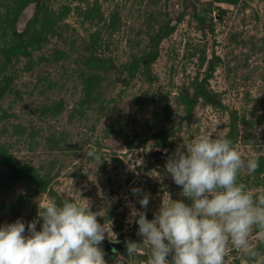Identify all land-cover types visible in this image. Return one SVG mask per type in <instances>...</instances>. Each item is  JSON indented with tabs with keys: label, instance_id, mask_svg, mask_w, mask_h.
I'll list each match as a JSON object with an SVG mask.
<instances>
[{
	"label": "rangeland",
	"instance_id": "1",
	"mask_svg": "<svg viewBox=\"0 0 264 264\" xmlns=\"http://www.w3.org/2000/svg\"><path fill=\"white\" fill-rule=\"evenodd\" d=\"M197 80L219 104L199 97L187 112ZM213 131L258 160L238 178L264 188V0H0V147L47 186L0 156V225L39 221L50 191L86 198L109 224L107 264H147L131 210L152 220L163 197L187 203L166 161ZM225 264L243 258L231 250Z\"/></svg>",
	"mask_w": 264,
	"mask_h": 264
},
{
	"label": "clouds",
	"instance_id": "2",
	"mask_svg": "<svg viewBox=\"0 0 264 264\" xmlns=\"http://www.w3.org/2000/svg\"><path fill=\"white\" fill-rule=\"evenodd\" d=\"M87 154L101 162L95 150ZM258 167L257 159L244 158L217 131L178 147L165 170L188 202L163 197L152 220L135 208L130 213L150 250L147 264H225L231 250L243 264H264L259 251L264 246V188L249 189L238 178ZM132 194L147 207L149 194L140 189ZM37 205L40 219L29 221L27 229L19 219L0 225V264H107L100 245L109 224L98 223L88 199L65 198L59 204L47 199ZM137 246L126 243L129 256Z\"/></svg>",
	"mask_w": 264,
	"mask_h": 264
},
{
	"label": "trees",
	"instance_id": "3",
	"mask_svg": "<svg viewBox=\"0 0 264 264\" xmlns=\"http://www.w3.org/2000/svg\"><path fill=\"white\" fill-rule=\"evenodd\" d=\"M202 12L203 14V11L201 10L200 13ZM200 13L198 12V14L200 15ZM174 29V25H165L163 26L160 31L157 33V38L158 39H161L162 37H165L167 36L170 32H172ZM157 38H156V41H157ZM155 41V42H156ZM156 46V44H155ZM206 81H196V84H195V87H194V95L191 96V97H185L183 99V104L185 105V110L188 112L191 107L195 104V102L198 100V98H203L206 102H210V103H214V104H219V100L218 98L216 97L215 93L212 92L211 90H209L208 88H206ZM232 135L229 136V140L230 137ZM0 156L2 157V159L7 162L13 169L14 171H16L18 174L20 175H24V176H33L35 177V174L28 168L20 165L18 163V161L16 159H14L10 154L6 153L5 150L3 148L0 147ZM36 180H38L39 183H41L42 187L43 188H47V186L45 185V182L40 179V178H37V176L34 178ZM51 194H53V197L54 199L57 201V203L61 202L63 200V198H60L58 197L57 195H55L54 193H52L50 191Z\"/></svg>",
	"mask_w": 264,
	"mask_h": 264
},
{
	"label": "water",
	"instance_id": "4",
	"mask_svg": "<svg viewBox=\"0 0 264 264\" xmlns=\"http://www.w3.org/2000/svg\"><path fill=\"white\" fill-rule=\"evenodd\" d=\"M161 153V151H156L155 155H159Z\"/></svg>",
	"mask_w": 264,
	"mask_h": 264
}]
</instances>
